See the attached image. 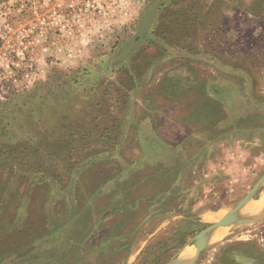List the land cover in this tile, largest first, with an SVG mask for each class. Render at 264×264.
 <instances>
[{"label":"rangeland","instance_id":"obj_1","mask_svg":"<svg viewBox=\"0 0 264 264\" xmlns=\"http://www.w3.org/2000/svg\"><path fill=\"white\" fill-rule=\"evenodd\" d=\"M14 2L0 4V148L21 137L26 149L0 176V264H167L264 172V11L254 0H34L24 15ZM163 182L166 204L151 211ZM92 194L86 216L61 225L67 202ZM263 198L264 184L251 202ZM108 201L123 207L114 215ZM113 219L128 246L75 262ZM193 264H264V217L216 231Z\"/></svg>","mask_w":264,"mask_h":264},{"label":"trees","instance_id":"obj_2","mask_svg":"<svg viewBox=\"0 0 264 264\" xmlns=\"http://www.w3.org/2000/svg\"><path fill=\"white\" fill-rule=\"evenodd\" d=\"M8 0H0V4H4L5 2H7ZM34 0H15L14 4H13V8L17 9L18 12L17 14H27L32 12V3ZM253 10H255V12H260V11H264V0H254L253 3ZM43 97L38 96L37 101H35V103L33 104L34 106L32 107V109L34 110L33 112L31 111V108L28 109V114H29V120L32 122V124L36 125L38 124V122L40 121V118H38L37 116V112H36V106H39V101L42 99ZM0 103H3L0 101ZM17 106V105H16ZM22 107H17V109L13 112L10 113L9 115H14L15 113H18L19 111H22ZM2 112H0L1 114ZM0 123H2V119H0ZM38 128V125H37ZM237 129V128H235ZM234 129V130H235ZM238 131H241L240 129H238ZM244 131V130H242ZM241 131V132H242ZM8 131L4 129L3 126H0V137H4L5 134ZM31 132V134H29ZM30 135V138H34V134L32 133V130L26 132ZM10 134V133H9ZM104 135V134H103ZM20 136V135H17ZM186 141V139H183L182 141H180L178 144H175L172 148L174 149L175 147H181L182 144ZM16 143L12 144V142H9L8 145H1L0 148V176L2 178L3 183H6L9 179V177H12V171L19 165H21L20 163H22L21 161V154H23L25 152L26 147L23 146L24 142H22V138L19 137L17 138V141H14ZM207 148V143L203 144V148H201V150H205ZM82 149H85V147H82ZM198 152H193L192 154L195 155ZM196 157V156H195ZM176 160L179 159V156H175ZM12 161V163H16L17 165L14 167V165L11 163L10 166L8 165V163H10ZM5 167H9V170H3ZM157 173V172H156ZM3 174H5V176H3ZM173 175H175V173H172ZM162 177L165 174H160ZM171 175V174H168ZM167 175V176H168ZM177 175H179V181L182 182V179L184 178V174L182 172H177ZM118 176V175H117ZM161 177V178H162ZM166 177V176H165ZM69 179V178H68ZM166 180L168 179V177L165 178ZM165 180V181H166ZM177 180V181H178ZM67 181V178L65 180V182ZM2 183V184H3ZM65 184V183H64ZM62 186H66L65 185ZM162 185L166 186V183L163 182ZM162 186L163 188H156L154 190L151 189V192H155L157 193L154 194L153 196H151V211H154L155 209H161L163 208V206L166 204V199L168 194L170 193L169 188L166 186ZM62 189V187H60ZM67 191V189H66ZM3 194L0 192V199H2ZM95 197V194H92L89 197V204H85L84 206H82L81 208H77L76 210L73 209L72 204L68 201L67 204L64 207V216H63V220L61 221V225L68 223L72 218H76L77 222L81 221L83 217L86 216V214L91 210V206L90 203L92 201V199ZM170 197V196H169ZM64 200L66 201L67 199L64 198ZM71 201V200H70ZM108 203H113L109 210H113L114 211V215H116L117 211L119 212L121 210V208L123 207V205H121V203L119 201H114V202H110L108 201ZM129 205V209H131L133 207V204H128ZM136 206V205H135ZM95 210L93 209L90 214H93ZM94 218H92L89 221H85L83 222V227L82 229L84 231H86L87 229L89 230V234L86 237V239L84 238V240L82 241V246L84 243L87 242L88 237H93V232L95 231L94 228L96 226V223L98 222H94ZM107 229L103 230L102 232L100 231L97 236L95 237V239L92 240V245L84 248V250L82 252H78V256L75 260V262H80L82 259H84L85 257H90L91 255L94 253V255H99V253L101 252L100 250L105 248V246H107V251H116V250H120L123 249L125 247L128 246V242H125V236L127 235V232H120L122 231V227L123 224L121 222H115V219L110 220L106 223ZM109 228V229H108ZM122 229V230H121ZM109 232H112L114 234H111ZM73 235V234H72ZM184 234L178 236L177 238H175L174 240H176V245H180L183 243L184 241ZM92 248L88 251V248ZM97 252H99L97 254ZM93 257V256H92ZM58 262V261H57ZM59 263V262H58Z\"/></svg>","mask_w":264,"mask_h":264},{"label":"water","instance_id":"obj_3","mask_svg":"<svg viewBox=\"0 0 264 264\" xmlns=\"http://www.w3.org/2000/svg\"><path fill=\"white\" fill-rule=\"evenodd\" d=\"M263 184L264 172L236 204L228 209L217 220L207 224L205 227L192 235L167 264H193L199 252L206 246L209 238L216 231L234 225H248L254 223L260 218H263L264 202L254 212H245V209L252 203L251 201L253 200V195ZM190 245H194V251L192 253H186L184 249Z\"/></svg>","mask_w":264,"mask_h":264},{"label":"bare ground","instance_id":"obj_4","mask_svg":"<svg viewBox=\"0 0 264 264\" xmlns=\"http://www.w3.org/2000/svg\"><path fill=\"white\" fill-rule=\"evenodd\" d=\"M246 211H254L255 210V206L254 205H249L246 209Z\"/></svg>","mask_w":264,"mask_h":264},{"label":"crops","instance_id":"obj_5","mask_svg":"<svg viewBox=\"0 0 264 264\" xmlns=\"http://www.w3.org/2000/svg\"><path fill=\"white\" fill-rule=\"evenodd\" d=\"M252 204H254V206H255V210H256V209H257V205H255V203H253V202H252ZM255 210H254V211H255ZM254 211H248V210H247V211H245V212H246V213H248V212L250 213V212H254Z\"/></svg>","mask_w":264,"mask_h":264}]
</instances>
